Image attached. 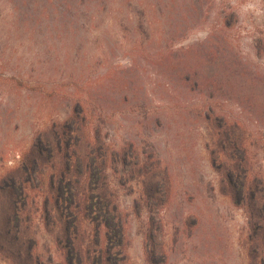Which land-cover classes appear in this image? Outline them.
<instances>
[{
    "label": "rangeland",
    "instance_id": "1",
    "mask_svg": "<svg viewBox=\"0 0 264 264\" xmlns=\"http://www.w3.org/2000/svg\"><path fill=\"white\" fill-rule=\"evenodd\" d=\"M138 11L137 35L151 42L140 48L143 63H129L123 52L95 65L88 83L102 87L103 98L88 97L93 104L81 117L85 146L106 150L127 247L120 258L250 264L254 215L233 199L227 173L232 155L244 156L249 184L264 187V0H138ZM121 35L131 49V37ZM30 72L27 62L0 67V264H65L66 212L55 204L52 163L36 167L33 179L25 175L26 196L16 202L11 188L41 139L69 120L81 86L60 76L41 83L14 77ZM224 134L241 138L243 154L232 153ZM15 204L18 215L10 211ZM82 223L81 241L94 240L89 219Z\"/></svg>",
    "mask_w": 264,
    "mask_h": 264
},
{
    "label": "trees",
    "instance_id": "2",
    "mask_svg": "<svg viewBox=\"0 0 264 264\" xmlns=\"http://www.w3.org/2000/svg\"><path fill=\"white\" fill-rule=\"evenodd\" d=\"M0 9L6 11L5 17L0 19V67H25L27 62L31 72L14 77L41 83L60 76L72 85L81 86V92L74 93L77 96L70 106L69 120L52 131V138L41 139L34 160L23 162L17 168L11 197L16 202L24 194L26 196L25 175L33 179L34 169L49 161L53 169L52 187L56 190L55 204L59 209L62 203L66 212L65 264H125L120 258L126 253L125 233L122 218L117 214L115 192L106 174L108 166L103 155L106 150L103 146H85L81 123L85 122L84 114L93 104L90 100L103 98L102 87L88 83L95 65L107 63L123 52L130 55L129 63H143L140 48L147 49L151 42L145 44L137 35L138 0H0ZM123 33L131 37V49L125 50L127 37H123ZM161 48L156 53L158 56H163L166 49L164 45ZM153 50L159 49L151 48L149 53ZM31 53H34L33 58ZM106 75H100L101 81ZM58 93L59 90H53L50 95ZM84 99L88 102L82 104ZM229 137L223 135L224 143L232 153L241 152V138ZM232 161L233 166L227 173L232 197L248 203L254 215L253 236L258 239L250 264H264V187L249 184L244 156L232 155ZM73 173L84 174L83 182L69 178ZM164 182L165 179L158 184ZM151 191L157 193L159 189L153 185ZM150 192L147 196L151 199ZM10 211L18 215L17 204L11 205ZM83 219L91 222L94 240L81 241L79 233ZM149 240L153 246L151 255H154L152 235Z\"/></svg>",
    "mask_w": 264,
    "mask_h": 264
}]
</instances>
